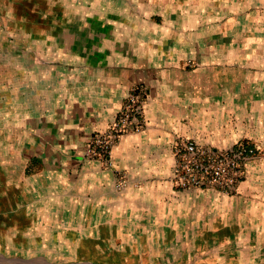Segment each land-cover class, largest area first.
<instances>
[{
  "label": "crops",
  "instance_id": "1",
  "mask_svg": "<svg viewBox=\"0 0 264 264\" xmlns=\"http://www.w3.org/2000/svg\"><path fill=\"white\" fill-rule=\"evenodd\" d=\"M13 41L31 64L9 63ZM134 86L144 130L109 165L85 158ZM177 139L260 156L230 197L180 191ZM0 146L21 218L55 210L57 228L105 251L149 235L160 264H264V0H0Z\"/></svg>",
  "mask_w": 264,
  "mask_h": 264
},
{
  "label": "rangeland",
  "instance_id": "2",
  "mask_svg": "<svg viewBox=\"0 0 264 264\" xmlns=\"http://www.w3.org/2000/svg\"><path fill=\"white\" fill-rule=\"evenodd\" d=\"M27 12L29 16H32L31 10H24L22 14ZM56 16H58L57 12ZM9 27L11 26L9 25ZM30 27L23 26V29L27 30ZM12 48L14 49L12 50ZM20 48H23L22 45L16 47L15 41L9 42V50H11L8 57L9 63L15 65L17 61L21 60L23 63L28 61L31 64L30 56L21 57L17 55L16 51L22 50ZM18 75L20 76V74ZM13 113H11V116ZM13 118H15L14 114ZM236 145L227 150L235 148ZM259 154L257 152L256 156L246 163L247 166L251 160L258 158ZM1 158L3 159V154L0 150V162ZM2 167L0 164V181L8 176L3 173ZM219 194L228 197L233 195ZM2 195L7 199L2 200L1 197L4 198ZM14 198L15 187L9 185L8 192H6L5 186L0 184V264H160L155 262L159 261V258H149L144 255L145 251L149 253V250L145 247L148 234H146L148 236L142 238L128 235L126 242L122 245L123 248H119L121 241L115 240L114 242L118 246L117 249H112V247H109L106 251L102 248L96 249L94 243L91 241L85 242L84 239H81L83 236L78 230L73 233L69 229L65 231L62 227L57 228L55 225V210L41 207L39 213L29 209L23 211V218L17 216ZM29 198L24 195L25 204L29 203ZM33 212H35V215ZM227 215H222L223 219L227 217L226 220H228L230 216ZM231 219L233 224L234 218L231 217ZM20 222L22 227H20ZM21 228L23 229L22 232ZM161 264L176 263H169L165 260V263Z\"/></svg>",
  "mask_w": 264,
  "mask_h": 264
},
{
  "label": "built area",
  "instance_id": "3",
  "mask_svg": "<svg viewBox=\"0 0 264 264\" xmlns=\"http://www.w3.org/2000/svg\"><path fill=\"white\" fill-rule=\"evenodd\" d=\"M142 86L130 89L116 118L102 133L92 135L86 143L85 158L109 165L112 148L124 136L140 134L146 125ZM255 148L239 143L230 150H216L193 140L177 139L173 146L174 164L171 182L180 191L215 190L232 195L243 178L246 163L255 157ZM127 186L125 176L117 174L115 188Z\"/></svg>",
  "mask_w": 264,
  "mask_h": 264
}]
</instances>
